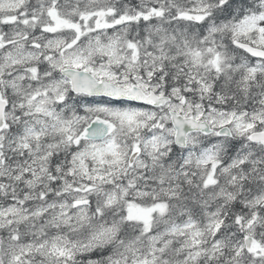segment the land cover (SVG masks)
<instances>
[{
	"label": "snow or ice",
	"instance_id": "obj_1",
	"mask_svg": "<svg viewBox=\"0 0 264 264\" xmlns=\"http://www.w3.org/2000/svg\"><path fill=\"white\" fill-rule=\"evenodd\" d=\"M0 264H264V0H0Z\"/></svg>",
	"mask_w": 264,
	"mask_h": 264
}]
</instances>
